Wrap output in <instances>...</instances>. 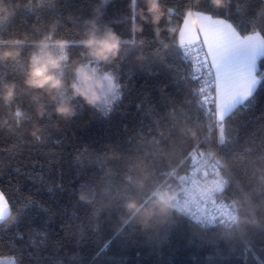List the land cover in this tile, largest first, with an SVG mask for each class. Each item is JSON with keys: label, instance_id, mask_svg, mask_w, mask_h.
<instances>
[{"label": "trees", "instance_id": "obj_1", "mask_svg": "<svg viewBox=\"0 0 264 264\" xmlns=\"http://www.w3.org/2000/svg\"><path fill=\"white\" fill-rule=\"evenodd\" d=\"M159 3L165 17L153 25L146 0H0V51L20 49L18 57L0 60V187L10 194L13 213L0 220V258L13 264H264V55L252 95L218 121L215 99L205 98L179 41L191 11L264 38V0H226L222 7L213 0ZM91 22L121 37L110 63L93 61L79 43ZM53 23L51 50L67 58L65 87L50 96L29 89L25 78L34 42ZM133 23L142 31L134 32ZM57 40L68 41L64 53ZM77 64L109 74L118 98L89 105L74 97L69 85ZM6 84L15 85L10 103L2 98ZM62 101L72 115L56 112ZM201 153L215 155L229 179L225 195L239 209L233 224L196 222L165 201ZM130 202L139 206L135 214ZM25 205L31 208L22 212Z\"/></svg>", "mask_w": 264, "mask_h": 264}, {"label": "clouds", "instance_id": "obj_2", "mask_svg": "<svg viewBox=\"0 0 264 264\" xmlns=\"http://www.w3.org/2000/svg\"><path fill=\"white\" fill-rule=\"evenodd\" d=\"M226 0H213L217 7L225 5ZM148 5L147 12L151 15V22L153 25H159L161 19L165 17V12L159 3V0H146ZM136 15L145 22L147 16L143 11H136ZM56 30V24L53 23L50 31L41 37L35 43V50L29 55V68L25 78V85L29 89L42 90L50 96L57 91H61L65 87L64 73L62 65L66 60V55H61L53 52L51 46L53 41L52 35ZM134 32H141L142 26L138 23L132 24ZM159 35V31H157ZM20 43H23L20 41ZM80 45L86 49L87 55L96 62L110 63L115 60L121 51V37L115 33L111 28H106L103 32L97 30L94 22H91V29L87 31L85 38L79 41ZM68 45L66 40L55 41V46L61 53H64ZM20 55L19 48L5 49L0 51V60L14 59ZM76 80L69 85L72 89L74 97H81L89 105H94L100 100L97 91L92 87L94 84L96 89L103 86V81L99 78L95 68L88 64H77L73 69ZM4 87L3 99L5 103H10L15 94V85L6 84ZM37 99V97H33ZM56 112L61 116H70L73 114V109L64 101H62L56 108ZM40 115H43V110H40ZM17 118V125L20 123V118L23 113L19 109L14 113ZM4 123H7L5 120ZM129 211L133 214L139 211V206L135 202H130L127 205ZM13 213L11 207L7 209H0V220L12 218Z\"/></svg>", "mask_w": 264, "mask_h": 264}, {"label": "built area", "instance_id": "obj_3", "mask_svg": "<svg viewBox=\"0 0 264 264\" xmlns=\"http://www.w3.org/2000/svg\"><path fill=\"white\" fill-rule=\"evenodd\" d=\"M183 51L194 62L196 76L202 79L205 98L215 99L212 92L215 80L212 67L207 63L206 49L202 44H185ZM229 183L222 172L215 155H194V165L189 173L178 179V186L167 192L165 201L176 210L189 215L199 223L233 224L239 219L236 201L225 195Z\"/></svg>", "mask_w": 264, "mask_h": 264}, {"label": "rangeland", "instance_id": "obj_4", "mask_svg": "<svg viewBox=\"0 0 264 264\" xmlns=\"http://www.w3.org/2000/svg\"><path fill=\"white\" fill-rule=\"evenodd\" d=\"M257 35H259L258 37H260L264 43V39L261 35ZM255 39L257 38L252 35L246 38L244 45L239 44L238 46V43H231L224 47H218L217 50L214 51L213 64L217 73L218 81L219 111L217 117L219 121L222 120L220 119V116H223L225 110L229 111L231 108H234L238 102L252 95L260 81V78L257 75L258 60L257 62L256 60L250 61L247 60L246 57L247 48L248 51H251L252 47L261 52L263 46H259ZM206 55H208L207 49ZM98 76L103 81V86L96 89L93 84L92 87L98 92L100 98L110 97L112 101L117 99L120 93L117 91L113 78L109 74ZM219 137H223V124L221 122L219 123ZM13 263L14 259L11 257L0 258V264Z\"/></svg>", "mask_w": 264, "mask_h": 264}, {"label": "crops", "instance_id": "obj_5", "mask_svg": "<svg viewBox=\"0 0 264 264\" xmlns=\"http://www.w3.org/2000/svg\"><path fill=\"white\" fill-rule=\"evenodd\" d=\"M258 32L251 33L248 35H241L235 27L228 22L227 20L212 17L211 15L203 12L191 11L185 17L183 25L181 26L179 32V41L181 45L185 44H194V43H202L207 49V57L208 60L213 68L214 73V95H215V102H216V114L219 111L218 106V81H217V73L213 64V56L214 51L217 50L218 47H224L231 43H238L244 45L246 42V38L249 36H255V40H257L258 45L263 46L261 52L257 51L256 49L251 47V51H246L247 60L255 61L264 55V43L260 37ZM261 35V34H260ZM263 38V36L261 35ZM254 39V38H253ZM264 39V38H263ZM244 40V41H242ZM262 41V42H261ZM258 63V62H257ZM257 87V86H256ZM255 90V89H254ZM254 92V91H253ZM251 96V95H250ZM249 97V96H248ZM247 97V98H248ZM246 98V99H247ZM245 99L238 102L234 107L238 104L242 103ZM231 108L229 111L225 110L223 112V116H220V119H224V117L232 110ZM218 116V114H217ZM218 119V117H217ZM221 120V121H222ZM219 121V119H218Z\"/></svg>", "mask_w": 264, "mask_h": 264}, {"label": "snow or ice", "instance_id": "obj_6", "mask_svg": "<svg viewBox=\"0 0 264 264\" xmlns=\"http://www.w3.org/2000/svg\"><path fill=\"white\" fill-rule=\"evenodd\" d=\"M9 196L10 194L6 193L3 188L0 187V209H7L8 207H11ZM30 208L31 205H25L22 209V212H27Z\"/></svg>", "mask_w": 264, "mask_h": 264}]
</instances>
